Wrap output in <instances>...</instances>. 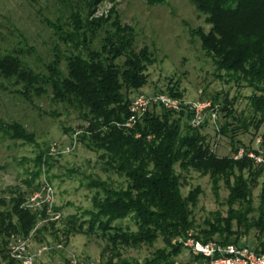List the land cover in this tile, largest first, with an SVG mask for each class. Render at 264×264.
Listing matches in <instances>:
<instances>
[{
  "label": "rangeland",
  "instance_id": "obj_1",
  "mask_svg": "<svg viewBox=\"0 0 264 264\" xmlns=\"http://www.w3.org/2000/svg\"><path fill=\"white\" fill-rule=\"evenodd\" d=\"M97 21L105 26L96 29L95 23L90 22ZM114 26L131 32L135 53L142 49L147 53L146 61L142 62V85L124 92L130 102L139 93L160 92L180 101L179 111L186 112L189 104L207 100L211 104L203 110L199 125L191 126L190 111L181 123L197 129L215 157L234 158L239 149L245 152V148L252 153H255L252 149L264 150V122H258L248 98L260 95L261 91L216 71L199 39L200 31H207L209 25L189 0H0V54L17 57L35 72H44L45 65L55 58L60 60V70L65 72L64 58L75 53V48L82 45L81 39H88L89 28L96 33H92L94 39L86 44L97 49L105 34L114 31ZM67 34L75 35L78 40L71 41ZM124 57L115 58L114 64L120 65ZM14 82L13 78L0 77V213L11 211L12 200L19 194L22 196L19 207L23 206L35 217L33 228L26 236L11 234L5 238V253L8 261L13 262L2 261L0 257V264H15L9 245L17 239H26V249L34 254L35 264H62L72 254L80 260H96L101 264H107V260H112V264H144L158 250L167 253L170 248L160 235L151 242L128 246L118 243L114 248L96 225L90 229L88 213L95 210V194L102 198L103 187L126 190L130 179L115 172L110 158L105 157L109 153L90 142L88 118H83L77 108L54 100L50 90L43 94L28 92ZM220 107L230 108L236 121L225 120ZM162 109L154 106L153 112L160 114ZM238 120L246 125L247 131H243ZM125 122L114 124L131 131L134 125L127 127ZM224 123H230L225 133ZM12 124L22 129V138L9 130ZM233 127L239 129L235 137L242 145L231 153ZM39 155L41 162L36 166ZM247 158L252 162L241 171L234 167L233 172L246 181L249 196L232 197V201L233 177L227 183L223 176H212L192 167L183 169L179 162L174 164L180 196L186 199L191 193L195 199L187 201L186 206L190 229L170 238V244L182 246L179 240L187 233L196 236L209 224L224 228L228 222L233 231L237 230L240 242L254 247L264 240L255 227L245 232L242 226H237L238 218L243 223L245 218L250 221L258 215L264 190V163ZM34 193L44 197L46 206L45 203L44 207L24 205L29 204ZM111 225L122 230L137 228L130 217L114 220ZM42 245L48 248L39 252ZM194 258L182 247L171 263Z\"/></svg>",
  "mask_w": 264,
  "mask_h": 264
},
{
  "label": "trees",
  "instance_id": "obj_2",
  "mask_svg": "<svg viewBox=\"0 0 264 264\" xmlns=\"http://www.w3.org/2000/svg\"><path fill=\"white\" fill-rule=\"evenodd\" d=\"M189 1L209 25L207 31H200L199 39L202 48L211 56L216 71L224 72L236 83H245L261 91L260 95L248 98L258 122H264V0ZM90 23H95L96 29L105 26L104 22ZM86 32L89 33L88 39H81L82 45L75 48V53L64 58L65 72L60 70V60L55 58L45 65L44 72H35L7 53L0 54V77L13 78L16 85L28 92L43 94L50 90L54 100L70 104L80 111L83 118H88L90 142L109 153L105 157L111 159L109 163L115 172L124 173L130 179L126 190L103 187L102 198L95 194V210L88 213L90 229L96 225L114 248L118 243L128 246L141 241L151 242L160 235L170 250L167 253L158 250L156 256L144 264H171L182 246L170 244V238L183 235L190 229L186 206L187 201L195 199L191 193L186 199L180 196L174 164L179 162L183 169L192 167L210 172L212 176H223L227 183L233 177L234 183L230 187L232 201V197L246 199L249 196L248 184L240 175H235L233 168L241 171L252 160L245 154L239 158L230 155L215 157L197 129L181 123L184 116H189L188 111L162 109L160 114H155L154 107H151L136 121L131 131L116 127L115 122H122L129 115L130 101L124 92L138 88L144 81L141 71L147 53L144 49L138 53L133 51L132 35L128 29L114 26V31L105 34L102 45L97 49L86 44L94 39L92 33L96 31L89 28ZM67 35L71 41L78 40L75 35ZM122 55H125L123 62L114 64V59ZM219 110L225 112V120L236 121L230 108L220 107ZM237 122L243 131H247L243 122ZM223 126L225 133L230 123ZM8 128L14 131L15 136L23 137L19 125L12 124ZM230 131L231 153H234L242 144L235 137L239 129L233 127ZM252 150L264 158V150ZM247 151L249 149L245 148ZM35 161L39 166L40 155ZM21 200L22 196L17 194L12 200L11 211L0 213L2 261L9 259L5 253V238L11 234L26 236L34 225L35 214L23 206L19 207ZM257 209L256 217L250 221L245 218L243 223L238 218L237 226H242L245 232L255 227L264 236V190ZM127 217L135 223V231L111 225L114 220ZM236 231L231 229L229 222L224 228L209 224L194 237L203 242L215 240L222 244H240ZM230 234H235V237ZM252 248L258 253L264 252V240ZM106 263L112 264V260Z\"/></svg>",
  "mask_w": 264,
  "mask_h": 264
},
{
  "label": "built area",
  "instance_id": "obj_3",
  "mask_svg": "<svg viewBox=\"0 0 264 264\" xmlns=\"http://www.w3.org/2000/svg\"><path fill=\"white\" fill-rule=\"evenodd\" d=\"M211 102L207 100L197 101L189 104L188 111L191 112V126H197L203 118V110L210 106ZM161 106L164 109L171 111H179L182 109V104L176 98L167 94L154 92V93H139L129 104V115L126 119L125 125L130 127L151 107ZM253 157L256 162H263L264 159L260 155L252 152H244L239 149L234 158L242 157L243 155ZM255 154V155H254ZM40 193L32 194V200L26 206H43L48 203L41 198ZM179 242L183 249L194 256L191 261L173 262L171 264H264V252L258 253L252 247L240 244H222L216 241L203 242L191 234L184 235ZM26 239H17L12 245H9V252L15 264H35L34 254H30L26 249ZM60 247V245H58ZM47 245H42L39 252L46 250ZM62 264H101L96 260L83 261L77 258L74 254L70 255Z\"/></svg>",
  "mask_w": 264,
  "mask_h": 264
}]
</instances>
